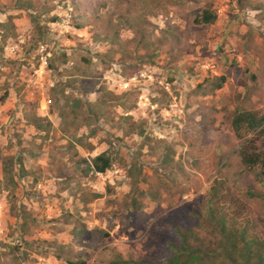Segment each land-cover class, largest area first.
Listing matches in <instances>:
<instances>
[{"label": "rangeland", "instance_id": "374dc122", "mask_svg": "<svg viewBox=\"0 0 264 264\" xmlns=\"http://www.w3.org/2000/svg\"><path fill=\"white\" fill-rule=\"evenodd\" d=\"M204 9L213 22L194 23ZM241 111L264 124V0H0V162H21L0 191V264H164L182 241L194 264H229L218 214L221 237L264 244V199L246 197L264 196V168L238 155L264 136L234 134Z\"/></svg>", "mask_w": 264, "mask_h": 264}, {"label": "trees", "instance_id": "16d2710c", "mask_svg": "<svg viewBox=\"0 0 264 264\" xmlns=\"http://www.w3.org/2000/svg\"><path fill=\"white\" fill-rule=\"evenodd\" d=\"M214 16L211 14L208 10L204 9L201 11V13L197 16V18L194 19V23L196 24H210L213 22ZM114 37L117 39V32L114 31ZM222 78L218 80V83L216 85V88H219L221 85ZM32 126L39 131H43L40 122L41 120L38 116L32 117ZM230 126L234 132V134L238 138H242L245 136H248L249 134H252L253 132H257L259 134H262L264 136V124H263V118L257 117L253 113L248 111H241L239 113L233 114ZM244 145L246 143H249V141H246V137L244 139ZM244 145L239 149L238 155L240 159V163L246 167H252L255 165H259L264 168V149L262 152L258 153H250L247 151V149L244 147ZM1 163V178L0 181V191H5L8 189H12L15 185L14 178L12 175V167L13 165L16 166L18 169H21V162L20 159L17 158L16 161L13 163L12 160L6 158ZM111 164L110 156L104 151L99 153L98 155L90 158L88 162V167L93 173L101 174L105 172ZM262 182H264V177ZM94 198L98 197V194L93 195ZM246 197L248 199L253 198H262L264 199V196L262 194L255 193L253 190H248L246 192ZM219 218L217 220V227H219L218 233H222L226 227H225V219L222 216V214H218ZM220 236V248L219 249V255L228 258L227 261L229 264H238L239 259L246 260L248 259V255H252L253 252H256V256H259V253L257 251L264 252V244L258 245L254 242L252 239H247V237H243L244 232H240V237L230 238L229 236L231 233H226V236L221 237ZM224 233V232H223ZM180 246L182 249H179L178 252H168L166 255L163 256V263L164 264H194L199 259V256L195 253L197 251H193L187 244L186 241H182L180 243ZM254 249V250H252ZM180 254L181 256H177ZM226 261V262H227ZM159 262V261H157ZM156 262H149L146 259H140V260H121L119 258H116L112 261H110L108 264H155Z\"/></svg>", "mask_w": 264, "mask_h": 264}, {"label": "built area", "instance_id": "2783aa9c", "mask_svg": "<svg viewBox=\"0 0 264 264\" xmlns=\"http://www.w3.org/2000/svg\"><path fill=\"white\" fill-rule=\"evenodd\" d=\"M49 54L46 52L45 47L43 45H39L37 48V65L33 70V75L37 79L43 78L45 73H48L47 69V60H48ZM126 86L127 83H124ZM42 99V103L39 105L41 111L45 109V107L49 104V99Z\"/></svg>", "mask_w": 264, "mask_h": 264}, {"label": "crops", "instance_id": "0c3cea01", "mask_svg": "<svg viewBox=\"0 0 264 264\" xmlns=\"http://www.w3.org/2000/svg\"><path fill=\"white\" fill-rule=\"evenodd\" d=\"M98 154H99V153L95 154V156L98 155ZM93 157H94V156H93ZM91 158H92V157H91ZM95 174H98V173H95Z\"/></svg>", "mask_w": 264, "mask_h": 264}]
</instances>
